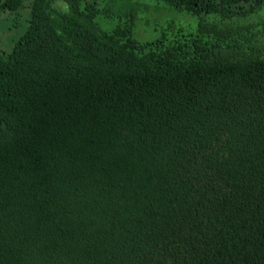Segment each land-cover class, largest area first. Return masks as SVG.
<instances>
[{
  "label": "trees",
  "instance_id": "16d2710c",
  "mask_svg": "<svg viewBox=\"0 0 264 264\" xmlns=\"http://www.w3.org/2000/svg\"><path fill=\"white\" fill-rule=\"evenodd\" d=\"M14 18L0 264H264V0H0Z\"/></svg>",
  "mask_w": 264,
  "mask_h": 264
},
{
  "label": "rangeland",
  "instance_id": "374dc122",
  "mask_svg": "<svg viewBox=\"0 0 264 264\" xmlns=\"http://www.w3.org/2000/svg\"><path fill=\"white\" fill-rule=\"evenodd\" d=\"M160 16V20L167 19H180L184 16L175 11L165 10L162 14H156V12L152 9L149 11H144L141 14L142 20L140 23H145V21L149 20L150 23H154L155 17ZM12 19V18H10ZM24 18L16 19L14 18L12 21L5 20L4 23L0 26V31L2 32V37L0 39V50L10 51L13 48L15 41H17L21 34L24 32L25 27H23L22 22Z\"/></svg>",
  "mask_w": 264,
  "mask_h": 264
}]
</instances>
